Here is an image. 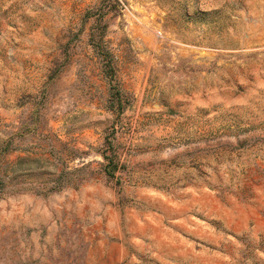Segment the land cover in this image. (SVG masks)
<instances>
[{"label": "rangeland", "instance_id": "obj_1", "mask_svg": "<svg viewBox=\"0 0 264 264\" xmlns=\"http://www.w3.org/2000/svg\"><path fill=\"white\" fill-rule=\"evenodd\" d=\"M0 264H264V0H0Z\"/></svg>", "mask_w": 264, "mask_h": 264}, {"label": "trees", "instance_id": "obj_2", "mask_svg": "<svg viewBox=\"0 0 264 264\" xmlns=\"http://www.w3.org/2000/svg\"><path fill=\"white\" fill-rule=\"evenodd\" d=\"M103 159L106 161L105 175L107 177H112L113 173L117 170V163H115L112 157H108L106 154H103Z\"/></svg>", "mask_w": 264, "mask_h": 264}]
</instances>
